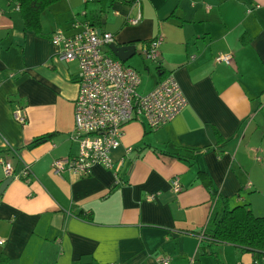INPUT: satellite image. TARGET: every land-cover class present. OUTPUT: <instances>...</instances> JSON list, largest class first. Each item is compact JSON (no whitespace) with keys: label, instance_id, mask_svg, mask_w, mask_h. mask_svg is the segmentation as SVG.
<instances>
[{"label":"crops","instance_id":"crops-1","mask_svg":"<svg viewBox=\"0 0 264 264\" xmlns=\"http://www.w3.org/2000/svg\"><path fill=\"white\" fill-rule=\"evenodd\" d=\"M20 16L0 0V158L11 161L16 174L25 166L32 171L28 182L13 179L0 197L6 264L264 259L206 237L215 197L200 178L205 173L230 207L248 205L264 217V0H138L129 7L63 0L41 15L42 36L25 32ZM81 23L113 34L116 45H135L142 57L160 39L154 86L139 93L171 74L188 105L158 130L143 120L126 124L121 146L110 154L112 170L96 166L86 177L58 176L52 163L78 150L70 134L79 68L54 57L60 48L51 37L59 30L73 36ZM228 53L230 65L215 61ZM16 108L26 114L24 125L13 118ZM47 134L53 137L44 144L27 147ZM5 180L0 163V185Z\"/></svg>","mask_w":264,"mask_h":264},{"label":"built area","instance_id":"built-area-1","mask_svg":"<svg viewBox=\"0 0 264 264\" xmlns=\"http://www.w3.org/2000/svg\"><path fill=\"white\" fill-rule=\"evenodd\" d=\"M16 8L19 10L18 6ZM137 22L131 21L132 24ZM80 26L81 29L73 36H66L59 30L51 37L52 44L60 48L54 57L60 62H76L79 68L76 81L79 90L74 104L75 126L70 134V140L77 144L78 150L75 155L57 158L52 163V170L58 176L69 171L86 177L96 166L112 170L114 164L110 154L121 146L126 124L136 119L143 120L151 130H158L188 105L182 89L171 74L150 92L139 93L140 73L104 52L111 44H116L115 36L101 32L89 23H81ZM160 45V39L151 42L143 49V56L149 61L159 62ZM231 59L232 55L228 53L219 55L215 61L230 65ZM13 118L20 125L27 120L21 108L14 110ZM132 151L133 148L127 149V152ZM0 163L5 178L28 182L32 174L29 166L16 174L11 161L0 158ZM171 184L174 192L181 191L178 178H174ZM2 243L4 240H0ZM160 262L169 264L166 258L160 259ZM251 264H264V259H256Z\"/></svg>","mask_w":264,"mask_h":264},{"label":"trees","instance_id":"trees-1","mask_svg":"<svg viewBox=\"0 0 264 264\" xmlns=\"http://www.w3.org/2000/svg\"><path fill=\"white\" fill-rule=\"evenodd\" d=\"M9 4L19 7L20 17L23 20L25 32H32L42 36L41 15L51 7L63 0H7ZM115 3L134 6L138 0H113ZM90 26H94L92 23ZM102 32V30H100ZM109 52V51H107ZM113 57H115L111 52ZM114 59H117L116 57ZM13 101H11L12 103ZM53 137L52 134L40 136L32 140L27 146L34 148L44 144ZM4 151L0 150V154ZM200 178L210 187L215 197V207L209 219L205 235L214 243H225L241 248L253 254H264V217H256L248 205L230 207L229 200L217 195L213 191L209 178L200 173ZM2 194H0V197ZM88 219L87 216H82ZM5 257L0 258V264H6Z\"/></svg>","mask_w":264,"mask_h":264},{"label":"rangeland","instance_id":"rangeland-1","mask_svg":"<svg viewBox=\"0 0 264 264\" xmlns=\"http://www.w3.org/2000/svg\"><path fill=\"white\" fill-rule=\"evenodd\" d=\"M109 56L113 57L111 54ZM146 58L143 56H140L139 54H136L131 60L127 62L128 65L135 67L139 70L141 75V86L139 88V92H144L148 90L149 88L154 86L155 83V77H156V70L154 68V64L152 61L145 60ZM145 66L150 67V73H147L145 70Z\"/></svg>","mask_w":264,"mask_h":264},{"label":"water","instance_id":"water-1","mask_svg":"<svg viewBox=\"0 0 264 264\" xmlns=\"http://www.w3.org/2000/svg\"><path fill=\"white\" fill-rule=\"evenodd\" d=\"M109 50V52H111L122 63L128 62L136 54L135 45L111 44L109 46ZM12 181L13 178H6V180L2 182V184L0 185V194H2L6 190V188L10 185Z\"/></svg>","mask_w":264,"mask_h":264}]
</instances>
